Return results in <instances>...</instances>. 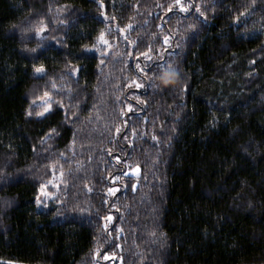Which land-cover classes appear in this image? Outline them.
I'll return each instance as SVG.
<instances>
[{
	"label": "trees",
	"instance_id": "16d2710c",
	"mask_svg": "<svg viewBox=\"0 0 264 264\" xmlns=\"http://www.w3.org/2000/svg\"><path fill=\"white\" fill-rule=\"evenodd\" d=\"M181 3L0 0V264H264V0Z\"/></svg>",
	"mask_w": 264,
	"mask_h": 264
},
{
	"label": "snow or ice",
	"instance_id": "6c2138e0",
	"mask_svg": "<svg viewBox=\"0 0 264 264\" xmlns=\"http://www.w3.org/2000/svg\"><path fill=\"white\" fill-rule=\"evenodd\" d=\"M175 5H177L179 7V11L180 12H188L190 9H194L196 13L199 14V16H205V12L201 11V6L199 4H195V3H190V4H183L181 3V0H175ZM171 10V9H169ZM247 11V9H245V11H241L239 13L238 16H236L235 22L238 24L240 22V17L245 16V12ZM12 27L14 29H18L19 31L23 32H33L35 33V35L37 37L40 38V41L43 42L46 37L44 35H42L46 30H47V25H45L43 23V21L40 22V26H17V25H12ZM168 37H165V42H167ZM99 42H102L104 45L108 44V41L106 39H104V34L101 33L100 37H99ZM43 47V44H38V48ZM91 49H86V51H90ZM29 52L36 54L37 53V48H32L28 50ZM142 55L145 56V59L149 61V63L145 64L144 67H141L140 64L138 63L136 65L138 71L142 74H144L146 76L147 72H158L161 68H163L164 63L162 62V58L159 61H153L151 56H148L146 53H143ZM34 58L38 59L39 58V54H37ZM168 72H165L163 76H160V79H163L165 83L168 82V77L170 75H174L175 74V70L171 68V65H168ZM33 74L35 78H43V76L47 75V71L44 67L43 64H40L38 66H34L33 68ZM133 84H135L136 88H141L143 87L142 84L133 81ZM53 88H55V84L52 85ZM42 103L44 105H47L44 107V111L43 112H37L36 115L37 116H44L45 113L51 111L52 109V104L50 103L51 100V96L50 93L48 91H45L43 93V96L39 98ZM33 107L36 106V101L32 102ZM62 106V105H61ZM128 110L129 111H133V106L131 104L128 105ZM27 115L31 116L32 112H28ZM117 131H119V129H117ZM116 159H119V157H117ZM62 175V173H61ZM118 190V189H117ZM110 191H112V189H110ZM39 195L37 196V200L39 202H42V198L43 197H49L51 195V193L47 190V185L45 184H41L40 188L38 190ZM107 219L111 220L112 218L109 216L107 217ZM97 255H99V253H96Z\"/></svg>",
	"mask_w": 264,
	"mask_h": 264
}]
</instances>
